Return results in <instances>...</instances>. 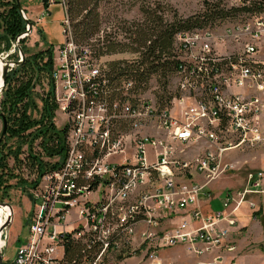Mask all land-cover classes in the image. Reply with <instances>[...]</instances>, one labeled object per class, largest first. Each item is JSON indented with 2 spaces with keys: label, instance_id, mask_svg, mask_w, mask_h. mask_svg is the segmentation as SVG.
I'll list each match as a JSON object with an SVG mask.
<instances>
[{
  "label": "built area",
  "instance_id": "built-area-1",
  "mask_svg": "<svg viewBox=\"0 0 264 264\" xmlns=\"http://www.w3.org/2000/svg\"><path fill=\"white\" fill-rule=\"evenodd\" d=\"M63 25L51 78L56 114L68 119L67 156L33 188L28 237L10 264H121L138 255L172 264L162 251L177 247L199 259L220 253L197 264H238L223 248L238 213L264 196V170L226 191L220 212L199 203L212 182L240 170L229 153L264 150V16L178 34L164 108L132 81L111 98L104 56L74 40L70 18ZM71 245L81 258L69 259Z\"/></svg>",
  "mask_w": 264,
  "mask_h": 264
},
{
  "label": "trees",
  "instance_id": "trees-1",
  "mask_svg": "<svg viewBox=\"0 0 264 264\" xmlns=\"http://www.w3.org/2000/svg\"><path fill=\"white\" fill-rule=\"evenodd\" d=\"M98 2L74 0L75 11L70 7V12H67L70 22L72 17L75 20L80 18L75 25L71 23L77 43L88 44L86 41L101 33L98 14L91 17L92 12H96ZM49 4L50 1L44 4V9ZM90 5L94 8L89 11ZM204 7L201 12L184 18L171 5L155 3L148 7L142 6V18L122 29L129 43H109L102 47L92 45L100 57L126 52L138 54L137 59L130 63L118 61L108 65L107 90L110 97L119 94L117 90L121 89V84L129 81L134 83L131 90L142 95L150 90V83L155 78L162 87V94L157 95L158 105L164 108L173 97L168 86L180 64L176 58V36L213 28L212 25L218 20L229 17L233 12H264V0L230 11L220 9V5H210L207 1ZM29 23L35 26L33 21L29 20ZM27 25L28 21L23 18L16 0H0V56L6 55L8 60L14 62L21 60L15 44L17 38L27 31ZM27 38L19 43L26 58L8 73L0 102L3 129L4 123H7L5 135L2 136L3 129L0 134V203L10 199V191L14 187L21 184H28L31 189L36 187L42 176L59 169L67 156V129H59L55 122L58 106L51 78L54 46L49 45L45 50L30 53L25 45ZM37 100L41 101V107ZM23 155L27 156L23 158ZM24 168L36 176L32 181L23 179ZM254 215L261 217L262 208ZM67 250L69 259L83 256L81 246L71 245Z\"/></svg>",
  "mask_w": 264,
  "mask_h": 264
},
{
  "label": "rangeland",
  "instance_id": "rangeland-1",
  "mask_svg": "<svg viewBox=\"0 0 264 264\" xmlns=\"http://www.w3.org/2000/svg\"><path fill=\"white\" fill-rule=\"evenodd\" d=\"M73 1L74 0H72L70 6V0H54V2L57 3H64L63 7L67 10L68 13L70 12V7L72 8V10L75 11V5ZM205 1H207L210 5H220V9L230 11L231 9H239L245 7L246 5H251L252 3L260 0H99V5L96 9V12H92L91 17L95 16V13L98 14L99 24L101 26V33L90 38L88 41H86V43L96 45V47H102L104 45H108L109 43H129V40L126 39V34L122 32V29L131 26L134 22H137L142 18V13L140 10L142 6L148 7L150 5H154L155 3H159L161 6L171 5L179 12L180 16L186 18L198 12H201L205 8ZM21 5L30 9L29 13L32 14V18L34 20L38 18L41 19L44 15L47 16L44 10V4L42 3V0H21ZM93 8V5H90L89 11ZM67 12L65 13L63 9L53 15V17L50 19L51 30L53 36L58 42L57 44L62 43L64 39L63 30L66 28V26L64 28L65 24L63 25V23L66 16L68 15ZM257 16L263 17L264 13L255 15L246 12H233L229 17L218 20L214 25H212V27L215 30H222L226 26L238 22H245ZM79 19L75 20L72 17V25H75L79 21ZM36 31H38V26H36ZM36 31H34L32 35L28 36L27 41L25 43V45L30 49V53L45 50L49 47V45L44 42L41 38L38 39ZM41 42L43 43V45L40 46L39 44H41ZM54 47L57 48L58 45ZM2 57L5 59L4 62L10 61L7 59L6 55ZM137 57L138 54H134L131 52L114 54L111 56H104L101 59V64L103 66L105 65L108 67L110 63L118 61H125L130 63L137 59ZM0 63L2 64L1 66L3 68V63L1 61ZM150 86L151 88L148 92H146L145 96L147 98L156 99L158 104L157 95L162 94V87L158 84L155 78L152 79ZM171 88L173 89L172 81L171 84L168 86V90L171 91ZM37 90L42 93V90L40 88H38ZM37 102L38 105H40L41 107V101L37 100ZM67 120L68 119L66 116L56 114L55 122L59 129L63 128ZM2 129L3 123L0 119V134L2 132ZM37 151H39L38 148ZM202 152L203 151L201 150L192 156L196 157ZM26 156L27 155H23V158H25ZM227 161L237 162V167L240 170L236 171L235 173L225 175L224 177L212 182L211 185L206 188V192L212 195L207 197H200L201 201L209 203L208 206L204 208L206 214H209L208 212L216 213L223 209L225 196L220 194V197H216L219 196L217 194L226 192L228 190H241L243 186H245L246 178L249 173L264 170V150L234 151L228 154ZM10 164H13L12 160L10 161ZM35 177L36 176L28 168H24L23 179L28 180V182H30ZM13 183L15 184L16 182L13 181ZM27 185L28 184L23 186L21 184L19 185V187H14L10 191V199H6L5 201V203H8L10 206H12L14 215L10 227L7 229V231L5 229L1 236V240L3 241L6 240L7 233L9 236L6 241V245L2 250V259L4 264H10V262L14 258L16 249L28 237L29 219L33 211L32 197L30 196L33 188L31 189ZM254 209H256V207ZM257 219L258 223H256L254 227L250 228L251 226H246L244 229L238 232V235L235 236L233 239L234 243L238 246V260H241L243 264H264V216L263 218L261 216ZM178 249L179 247H177V249L175 250ZM165 251L166 250L162 251V257L165 263L195 264L197 260L199 262H208L210 258H195L189 255L184 248H180L178 252L173 255L171 252L165 253ZM234 257L236 258L235 255ZM121 264L149 263H147L145 259H142L138 255L135 258L125 259L123 262H121Z\"/></svg>",
  "mask_w": 264,
  "mask_h": 264
},
{
  "label": "crops",
  "instance_id": "crops-1",
  "mask_svg": "<svg viewBox=\"0 0 264 264\" xmlns=\"http://www.w3.org/2000/svg\"><path fill=\"white\" fill-rule=\"evenodd\" d=\"M23 9L26 10V15L28 17L29 20L33 21L34 23H36V25L34 26V31H36V26H38V31L37 32V35H38V39H42L44 42H46L48 45H53V46H56V45H59L57 44V40L55 39V37L53 36V33H52V30H51V26H50V19L53 17V15H55L56 13L60 12L61 10H63V3H57V2H51L50 1V4L49 6L44 9L47 16L44 15L41 19H36L34 20L32 18V14H30V9L28 7H23ZM67 12V10L65 9V13ZM34 33V32H33ZM32 33V34H33ZM64 40V39H63ZM40 46L43 45V43L41 42V44H39ZM225 196V192L223 193H219L217 195L219 196H216V197H220L221 195ZM207 196H212L210 195L208 192H206V189L204 191V194L202 195V197H207ZM253 201L256 203V209H251L249 207H245L244 209H242L239 213H238V223H237V226L234 227V228H231V233H230V236H229V239L227 241V244L225 245V247L223 248V254L227 255V263L230 259H232V257L235 255L236 258H237V263L238 264H243L241 262V260H238V257H237V250H238V246L234 243V237L238 235V232H240L242 229H244L246 226L247 227H254V225L256 223H258V219L256 218V216L254 215L255 212H257L256 210L259 211L260 208H262V212H263V215H262V218L264 216V196H258V197H254ZM208 202H205V201H201L200 200V203H199V206L202 207V209L204 210V208H206L208 206ZM220 212V211H218ZM208 213H214V212H208ZM230 246H235L236 249H235V252L233 253H228L227 252V248L230 247ZM182 248V247H179V249ZM177 248H174V249H170V250H166L165 253H169L171 252L172 255L173 254H176L178 252V250H175ZM235 253V254H234ZM219 252H216L215 254H213L212 256H206V258H209L211 259L213 256H216L218 255ZM197 260V259H196ZM199 261L197 260L195 262V264H197Z\"/></svg>",
  "mask_w": 264,
  "mask_h": 264
},
{
  "label": "water",
  "instance_id": "water-1",
  "mask_svg": "<svg viewBox=\"0 0 264 264\" xmlns=\"http://www.w3.org/2000/svg\"><path fill=\"white\" fill-rule=\"evenodd\" d=\"M50 0H42V3L43 4H46V3H48ZM16 2H17V5H18V7H19V9H20V11H21V14H22V16H23V18L26 20V21H28V29H27V31L25 32V33H23L22 35H20L18 38H17V41H16V44H15V47H17L18 49H19V54H20V56H21V60L20 61H18V62H14V61H7V62H4V58L2 57V56H0V61L3 63V69H2V74H1V79H2V88H1V90H0V98H2V94H3V92H4V89H5V85H6V79H7V76H8V73L13 69V68H15V67H17V66H20L23 62H24V60H25V58H26V56H25V54L23 53V51H22V49H21V47H20V41L22 40V39H25L26 37H28V36H30V35H32V33L34 32V26H33V24L32 23H29V19H28V17H27V15H26V13H25V11H24V9L22 8V5H21V0H16ZM0 115H1V112H0ZM6 130H7V123L5 122L4 123V129H3V135L2 136H4L5 135V133H6ZM0 206L1 207H5V208H9L10 209V213H9V216L7 215V219H6V221H5V223H4V225L1 227V229H0V242H1V236H2V234H3V232H4V230L6 229V231H7V229L10 227V225H11V222H12V219H13V215H14V211H13V208H12V206H10L8 203H0ZM8 233H7V236H6V240L4 241L5 242V244H4V246L6 245V241H7V239H8ZM2 248H3V246L2 247H0V264H3V257H2Z\"/></svg>",
  "mask_w": 264,
  "mask_h": 264
},
{
  "label": "bare ground",
  "instance_id": "bare-ground-1",
  "mask_svg": "<svg viewBox=\"0 0 264 264\" xmlns=\"http://www.w3.org/2000/svg\"><path fill=\"white\" fill-rule=\"evenodd\" d=\"M66 18H68L67 16H66ZM2 64L0 63V73L2 74V66H1ZM1 88H2V79H0V90H1ZM0 101H1V98H0ZM5 213L9 216V213H10V209L9 208H5V207H1L0 206V229H1V227L4 225V218H3V215H5ZM4 241L3 240H1V242H0V247H2V246H4Z\"/></svg>",
  "mask_w": 264,
  "mask_h": 264
}]
</instances>
